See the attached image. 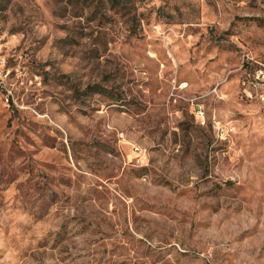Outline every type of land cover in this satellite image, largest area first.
I'll return each mask as SVG.
<instances>
[{
  "label": "rangeland",
  "instance_id": "1",
  "mask_svg": "<svg viewBox=\"0 0 264 264\" xmlns=\"http://www.w3.org/2000/svg\"><path fill=\"white\" fill-rule=\"evenodd\" d=\"M255 68L264 0H0V264H264Z\"/></svg>",
  "mask_w": 264,
  "mask_h": 264
},
{
  "label": "built area",
  "instance_id": "2",
  "mask_svg": "<svg viewBox=\"0 0 264 264\" xmlns=\"http://www.w3.org/2000/svg\"><path fill=\"white\" fill-rule=\"evenodd\" d=\"M244 84H249L250 86L253 87V89H255L256 97L258 98L261 107V112L264 115V92H263L264 71H262V69L259 68L248 70V76H246ZM252 97H253V93H252ZM197 116H204L201 107H199V110L197 111ZM201 118L204 119V117Z\"/></svg>",
  "mask_w": 264,
  "mask_h": 264
},
{
  "label": "bare ground",
  "instance_id": "3",
  "mask_svg": "<svg viewBox=\"0 0 264 264\" xmlns=\"http://www.w3.org/2000/svg\"><path fill=\"white\" fill-rule=\"evenodd\" d=\"M263 71V70H262Z\"/></svg>",
  "mask_w": 264,
  "mask_h": 264
},
{
  "label": "trees",
  "instance_id": "4",
  "mask_svg": "<svg viewBox=\"0 0 264 264\" xmlns=\"http://www.w3.org/2000/svg\"><path fill=\"white\" fill-rule=\"evenodd\" d=\"M251 70V69H250Z\"/></svg>",
  "mask_w": 264,
  "mask_h": 264
}]
</instances>
